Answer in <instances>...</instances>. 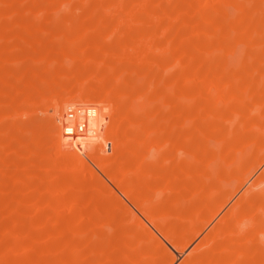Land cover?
Returning a JSON list of instances; mask_svg holds the SVG:
<instances>
[{"label": "rangeland", "instance_id": "obj_1", "mask_svg": "<svg viewBox=\"0 0 264 264\" xmlns=\"http://www.w3.org/2000/svg\"><path fill=\"white\" fill-rule=\"evenodd\" d=\"M0 264H264V0H0Z\"/></svg>", "mask_w": 264, "mask_h": 264}, {"label": "built area", "instance_id": "obj_2", "mask_svg": "<svg viewBox=\"0 0 264 264\" xmlns=\"http://www.w3.org/2000/svg\"><path fill=\"white\" fill-rule=\"evenodd\" d=\"M90 116V115H89ZM91 116H93V115H91ZM69 117H71V114H69ZM81 124V123H80ZM67 128H70V134H67V133H65V134H67L68 136H73V132H74V129L72 128V127H67ZM66 129V128H65Z\"/></svg>", "mask_w": 264, "mask_h": 264}]
</instances>
